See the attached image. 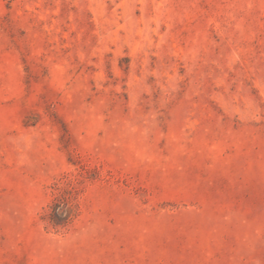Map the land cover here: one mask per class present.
Masks as SVG:
<instances>
[{"label": "rangeland", "instance_id": "374dc122", "mask_svg": "<svg viewBox=\"0 0 264 264\" xmlns=\"http://www.w3.org/2000/svg\"><path fill=\"white\" fill-rule=\"evenodd\" d=\"M0 264H264V0H0Z\"/></svg>", "mask_w": 264, "mask_h": 264}, {"label": "trees", "instance_id": "16d2710c", "mask_svg": "<svg viewBox=\"0 0 264 264\" xmlns=\"http://www.w3.org/2000/svg\"><path fill=\"white\" fill-rule=\"evenodd\" d=\"M53 213L50 215V224L58 227L67 223L70 217V208L68 207L67 200L57 202L53 206Z\"/></svg>", "mask_w": 264, "mask_h": 264}]
</instances>
